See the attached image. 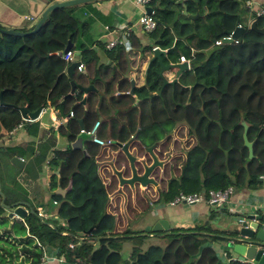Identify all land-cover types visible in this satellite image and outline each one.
<instances>
[{"label": "trees", "instance_id": "16d2710c", "mask_svg": "<svg viewBox=\"0 0 264 264\" xmlns=\"http://www.w3.org/2000/svg\"><path fill=\"white\" fill-rule=\"evenodd\" d=\"M88 6L90 2L51 11L34 34L0 33V139L18 124H23L30 138L25 144H0V168L6 171L7 166L13 170L7 173L6 183L0 176V190L4 205L25 202L32 210L23 219L8 218L0 204L2 232L18 237L13 241H19L22 251L20 255L11 243L0 242V264H36L43 250L62 258V264H215L217 257L208 243L231 237L234 232L209 229L208 220L191 228H172L161 235L165 240L163 247L134 248L123 261L119 255L120 241L141 236L129 230L113 233L115 218L105 210L107 193L94 158L97 146L86 141L83 143L85 153L70 146L53 150L54 142L39 137L38 123L23 121L18 108L34 111L48 101L62 112L64 102L69 99L64 98L69 80L92 85L102 92V98L108 96L109 104H120L119 107L124 108L120 116L125 123L120 128H116L109 113L103 121L104 126L110 124L108 137L114 146L131 136L130 146H136L139 151L155 142L165 146L174 125L180 122L192 133L195 143L185 151L179 174L168 178L165 188L158 192L157 201L166 203L179 192L227 187L255 189L262 185L257 178L264 176V39L247 28L249 10L243 0H150L148 6L156 24L145 32L150 43L141 50L151 53L153 46L165 50L161 56L164 65L176 64L179 56H184L189 60L190 69L183 71L178 81L196 83V88L188 102L187 90L176 83L166 84L159 93L135 102L129 94H124L130 85L126 76L112 69L106 80L101 78L100 70L106 72L108 65L97 63L94 51L87 48L88 43L83 39L89 22L81 19L79 10ZM182 15L190 20V25L182 26L183 33L188 28L183 38H175L172 28ZM190 16H194L193 19ZM253 19L252 16L250 20ZM255 22L257 27L264 26V17L256 18ZM231 24L233 28L240 25L243 32L231 43L217 44L224 32L233 30L229 29ZM0 28L7 29L1 25ZM67 42L72 45L71 51H79L78 59L84 69L83 72L74 70L72 76L65 77L61 83L60 70L66 62L57 55L49 56L48 69L53 65L49 76L42 62L47 51H61ZM200 50H208L206 57H198L196 52ZM124 53L118 44L106 49L107 57L114 60L117 67ZM151 65H155L157 74L158 63L152 61ZM55 75L58 76L55 78ZM115 89L120 92L116 99ZM79 107V104L72 105L73 117L68 122L71 133L64 135L68 141H73L78 133L76 109ZM240 119L248 124L246 136L252 141L251 159L247 158V150L242 145ZM12 156L25 161L30 158L38 168L48 159L52 173L47 188L50 203L56 204L55 217L37 215L27 190L15 179L20 170L10 164ZM68 183L71 186L64 195L54 193L57 186L64 189ZM259 215L264 217V212ZM62 231L66 234H61ZM150 234L159 236V233ZM232 264L247 263L233 261Z\"/></svg>", "mask_w": 264, "mask_h": 264}, {"label": "crops", "instance_id": "0c3cea01", "mask_svg": "<svg viewBox=\"0 0 264 264\" xmlns=\"http://www.w3.org/2000/svg\"><path fill=\"white\" fill-rule=\"evenodd\" d=\"M53 1L56 0H52L50 2L49 0H0V25L2 27H6L7 29H14L19 27H27V28L32 27L39 18V15L43 11V9ZM257 1L260 4H264V0H257ZM89 2H90V6L84 8L81 7V9L79 10L80 13L79 15L81 19H87L89 22L88 32L86 35H84L83 38L85 42L88 43L87 48L94 51V54L97 59V63L99 65L100 64L108 65V69L106 72L100 70L101 78L106 80L111 74L112 69H114V72L116 74H119L120 76L123 75L126 76L127 79L130 81V85L127 88V90L124 92V94H129L135 100V102L147 97L150 94L159 93L163 87V80L172 81L175 77L176 69L171 68L164 70L162 72V77L159 78L157 76L158 74H156L155 65H151L152 61H150L153 55V50L151 53H149L147 50H141L143 45H145L146 43H150V41L145 35V32L142 31L140 25L137 23V20L139 16L142 14L143 9L135 5V3L132 0H94ZM189 25H190V20L183 15L180 16L178 23H176L172 28V33L174 37L183 38V36L187 33L188 28L184 29V33L181 30V28L182 26L189 27ZM124 26H128L131 28L132 33L130 36L131 37L130 48L124 49L120 45L125 53L123 59L120 60V62L118 63L119 66L117 67L115 66L116 62L107 57L106 54L107 48H105L104 45L110 39H118L119 33ZM233 27L234 25L231 24L229 29L232 30L234 29ZM38 40L40 41L39 38ZM29 42L35 43L34 40H30ZM154 47L156 46H153L152 49ZM162 51L163 54L161 56L165 54V50ZM59 52L60 51H47L45 53V57L42 63L46 68V72L48 76L50 75L51 68L53 67L52 65L50 69H48L50 66L49 56L51 55L56 56L57 53ZM196 53L198 57L202 59V57L204 56L206 57L208 50H200ZM154 61H156L157 63V60ZM68 64L69 63L66 64L63 63L60 70L61 72L59 71L62 74L61 83H63L67 78L65 69ZM159 68L160 67L158 64L157 73L159 71ZM189 69L190 68H188L187 70ZM179 75L176 78V81L178 80ZM57 76L58 75H55L54 77L56 78ZM81 86H89V85L83 84ZM115 92L118 91L116 89L114 90L113 92L114 99H116L120 94V92H118L117 94H115ZM102 95H103L102 92L97 91L95 87L94 90H89L86 94H83L82 92L75 90L74 93L69 96V99L64 102L62 109L63 113L61 111L59 112L57 108L51 106L50 103L47 101L46 105L44 107H41L42 110L40 111L38 117L33 121H27V122L38 123L39 137H42L44 139L45 138L51 139L54 142V146L52 148L53 150L63 149L66 146H70V142H71L68 141V139L64 136L66 133L67 134L71 133V129L68 127V122L69 119L73 117V113L71 117H68V114L69 112H72V105L79 104L80 107L76 109L78 112V115L76 117L77 122L78 119H81L83 125L82 127L85 128L88 127L93 121L99 119L100 121L99 120L98 121L100 122V124H99L98 134L100 135V133H102V130L105 129L103 132L105 133V135L107 134L106 137H108L110 124L107 123L105 126L103 124V121H106L105 119H107V113H109V116L115 122L116 128L118 129L120 128V125H123L125 123V119L120 116L121 114L124 113V108H120L119 107L120 104H109V102L106 101L108 99V96L102 98ZM87 96H88V104H89L88 106L86 104ZM86 109H87V115H85ZM66 111L68 112L66 113ZM45 116L47 118L46 121L45 119H43ZM20 125H21L20 127L15 126L17 130L14 133L8 134L9 133L8 132L4 137H2L0 139V144L11 146L16 144H23V143L25 144L28 140H30V138L26 135V133L23 130V124ZM79 129L80 128L78 126V130ZM74 131H76V129ZM112 147H114L116 150L118 149L116 145L114 146L112 144L109 145L107 148H99V146H97L98 149L95 154L96 157L100 155L101 153L100 149L107 151ZM135 147H132L129 144L128 146L129 152L131 148H135ZM114 156L115 155H113V157ZM136 158L140 159L141 157L136 156ZM47 160H45L44 164H42L41 166L42 169H44V171H41V168H38L33 163V161L30 160V158H28L26 161L22 159L23 166L22 168H18L20 172L17 173L15 179L21 185H23V187H25V189L27 190L28 197L32 199V202L35 201V205L32 204L33 207H35L37 211H40L45 216L51 217L55 212L53 207H55L56 204H53L52 201L51 203L52 206L50 210L47 209L48 207L45 205L46 203L45 200H47L48 195H50V192L47 188L49 182L48 176H50V174L52 173V170H50L48 166ZM113 161L114 159L112 161H109V163H107L106 165H104L106 170L109 171L111 170L109 168H110V164H113ZM95 162L97 164V158H95ZM1 170H2L1 173L2 178L4 179L5 182L8 171L7 170L4 171V169ZM47 172L49 174H47ZM97 172L100 177L101 183L103 184V187L107 193V203L105 206V210L108 214L113 215L115 218L113 233L121 234L126 230L133 232V228L136 225L134 223L135 217L142 210V206L140 204L144 202L145 205L142 204L143 208L146 206L154 205L155 211L151 212L150 221L148 223H145L142 227V231H145V233L143 234L138 233V235L141 236L140 238L135 236L131 238L126 237L120 241L121 246L119 250V255L120 253L122 254L123 252L127 253L126 258L123 259V261L128 259L132 249L135 248L138 250H144L149 245H153V244H146L145 239L142 236L146 235V233H147L146 236L148 237L154 236V235H149L150 233H152L150 231V227L158 218L167 220L168 222L167 231H169L172 228H191L195 225L203 224V222L206 220H208L207 225L208 227H210L209 229L227 231V224L229 222L234 223V220L236 218L232 215L233 212L240 211L243 212L242 214L245 216L247 214H251V215L256 214V216H260L259 215L260 212H264V186L262 187V185L264 184H262L261 186L255 189H246V188L234 189L231 198L236 203L235 209L233 210L232 209L233 206H228V204H226L223 205L222 210L213 209V211H211L208 215L204 214V210H203L205 208L204 205L201 204L189 205L190 209L189 211L186 212L184 207H180V208H175L176 206L169 207L165 205L163 202L160 201L155 202V199L157 197L151 198L146 196L145 193L142 194V192L141 194H139L140 196L137 198L135 197L136 195L134 193L128 195L127 203H129V208H130L128 210L126 208V202H125L126 194L122 191L124 186L123 185L119 186L116 180V186H114L115 189H113L112 192L107 191V185L109 184V182H106L105 179L101 178L98 167H97ZM54 173L57 175V171ZM128 188L131 187L128 186ZM137 188L139 189V191L142 190L144 191L145 189L139 186H137ZM166 208H170L172 210L169 211L168 209L166 210ZM226 209L229 211V214L226 213L227 211ZM181 216H186L187 218L186 221L179 220V217ZM260 217H261L260 220L261 225H263L264 227V217L262 216ZM0 229L2 230L1 227ZM167 231L159 232V237H162L161 236L162 233ZM25 236H28V234L26 233ZM158 240L161 243V245L158 246L163 247L165 241H162L160 238ZM228 241H229L228 237H225L222 238L221 241L219 240L208 243V246L213 249L215 254L220 251L232 252L231 249H229L226 245ZM127 242H130V245H128ZM47 255L49 257L45 264L62 263L59 262V259H56V256L52 255L51 253L48 252ZM235 261H239V260H235ZM239 262L248 263L247 260H243Z\"/></svg>", "mask_w": 264, "mask_h": 264}, {"label": "water", "instance_id": "95a60500", "mask_svg": "<svg viewBox=\"0 0 264 264\" xmlns=\"http://www.w3.org/2000/svg\"><path fill=\"white\" fill-rule=\"evenodd\" d=\"M89 1L94 0H56L47 5L43 11L40 13L39 18L34 23L32 28L28 31H14L13 29H3L0 28V33L4 34H11L16 36H27L30 34H34L37 32V30L40 28L44 20L47 18L49 13L55 9L63 8L66 6L76 5L80 3H85ZM146 12H150V8H145ZM183 14H185V11H182ZM194 16H190V19H193ZM247 28L259 35H261L264 39V26L257 27L255 20H251L247 26ZM243 32V28L241 26H236L232 31H226L224 32V36L221 38V43H231L237 39V37ZM214 42V41H213ZM72 45L70 42H67L63 53L70 50ZM163 54V51L156 48L153 50V55L150 59V61L157 60V63L159 64V71H158V77H162V72L166 69L174 68L175 71V77L172 81H166L163 80V86L166 84H173V82L176 81V78L178 75L187 70V65L185 62L176 63V64H169L164 65L161 62L160 56ZM79 52L73 51V59L72 61L67 65L65 72L66 76L70 78L72 76V73L75 69V66L79 62ZM69 92L65 94V98L69 97L74 93L75 90L82 92L83 94H86L89 90H94V87L89 86H81L77 83H75L72 79L69 80ZM193 89V86L189 88V94L187 97L186 102L189 101L191 91ZM0 103H1V93H0ZM83 103V101H82ZM42 110L41 107L35 109L34 111H28L25 107H19L18 111L20 114V117L23 121H33L35 120L40 111ZM241 113V112H239ZM78 126L79 128H82V120L78 119ZM239 124L242 126L243 131L241 134L242 138V145L247 150V157L248 159H251L253 157L252 152V141H249L246 136L248 124L245 123L242 119L239 120ZM133 138L130 137L127 141L124 143H118L116 142V147L122 152L124 157L127 160L128 163V169H129V176L125 177L123 176L122 172L120 170H117L113 167V164H110V169L112 174L116 177L117 183L119 186L122 185H128L130 187L134 186L135 184L139 187L145 188L148 184H155L153 179L150 177L152 169L155 167V164L157 163V160L155 156L152 153H149L150 158L152 162L147 165L142 158L137 159L135 155L131 154L128 150V146ZM89 140V136L85 134H78L74 138L73 141L70 142V148L71 149H78L81 150L83 153H85L83 149V143ZM148 149V148H147ZM9 162L11 165L22 168L23 161L17 156H12L9 159ZM257 180L259 182H262L264 184V176L258 177ZM71 184L68 183L67 186L62 189L59 187H56L54 190V193L64 195L66 191L70 189ZM0 204L4 209L8 210L7 217L12 218L15 216L16 218L23 219L25 215L28 212H32V210L29 208V205L25 202H16L10 205H4L3 200L4 196L0 190ZM27 209H26V208ZM245 220H247V227H244L243 224L237 225V230L234 231L235 236L228 237L227 247L231 249L233 253L236 254V258L239 261L247 260V264H264V227L261 225V217L256 215L247 214L244 215ZM168 230V222L165 219L158 218L150 227V231L152 233H159L161 231H167ZM215 264H220L219 261H217Z\"/></svg>", "mask_w": 264, "mask_h": 264}, {"label": "rangeland", "instance_id": "374dc122", "mask_svg": "<svg viewBox=\"0 0 264 264\" xmlns=\"http://www.w3.org/2000/svg\"><path fill=\"white\" fill-rule=\"evenodd\" d=\"M80 4L82 5V3H80ZM251 15L252 14L250 12L246 13L247 23H249L251 21L250 20L252 18ZM246 25H248V24H246ZM43 119H45V121H46L47 120L46 116ZM97 120H99V119H97ZM104 130L105 129H103L102 133H100V135H99L103 139H105L106 135H107V134L105 135V133L103 132ZM194 143H195V139H194L192 133H190L189 130L187 129L186 125H182V122L176 123L173 127L172 135H171L170 139L168 140L167 144L166 145L164 144L165 146H159L158 147V150L161 151V154H159V157L163 161L162 168L158 172V177L162 176V181H160V184H159L160 186L159 187L158 186H148L144 189V191L143 190L139 191L136 184L134 186H132L131 188H128V186H126V185H123L124 187H123L122 191L126 194L125 195L126 208L128 210L130 209L129 203H127V200H128V195L131 193H134L136 195L135 196L136 198L140 196L139 194H141V192H142V194L145 193L146 196H148V197H151V198L155 197L156 198L158 192L162 191L165 188L166 180L172 176H177L178 169L176 168V166L182 162L181 157H184L185 151L189 147H191ZM133 147H135V146H133ZM158 150H155V152H157ZM100 151H101V153L99 152L100 155L97 157L95 155L96 152L94 153V158H97V165H98L97 167H98L101 178L105 179L106 182H109V184L107 185V191L112 192L113 189H115L114 186H116V177L112 174L111 170L110 171L106 170L104 165H106L107 163H109V161H112L114 159L113 167L117 170H120L122 172L123 176L127 177V176H129L128 163H127L126 158L124 157V155L122 154V152L119 149L116 150L114 147H112V148L108 149L107 151H104L101 149H100ZM130 153L135 155V156L141 157L142 156L141 154H143V151L140 152L137 149V147H135V148L130 149ZM112 154L115 156L113 157ZM5 167H6V169H8L7 170L8 172L12 173L13 170H10L11 168H8L7 166H5ZM41 171H44V169H42V167H41ZM1 173H2V170L0 168V176L2 177ZM47 174H49V173L47 172ZM263 186L264 185H262V187ZM49 196L50 195H48L47 200H45V202H46L45 205L48 207L47 209L50 210L52 205L50 203ZM155 202H157V198L155 199ZM32 203H33V205H35V201ZM142 204L145 205L144 202H142ZM142 204H140L142 206V210L135 217L134 223L136 225L133 228V232H137L139 234L145 233V231H142V227L145 223H148L150 221L151 212L155 211L154 205L146 206L143 208ZM180 207H184L186 212L189 211V209H190L189 205H184V204L177 205L175 208H180ZM167 209L169 211L172 210L170 208H166V210ZM213 209L214 208L207 207L206 211H204V214L208 215L211 211H213ZM232 209L234 210L235 206ZM192 210H193V208H192ZM4 212H5V216H7L6 212H8V211H6V209H5ZM226 213L229 214V211L227 210ZM242 213L243 212L235 211V212H233L232 215L237 218V217L242 216L243 215ZM12 218H16V217L13 216ZM236 218L234 220V223L229 222L227 224V231H233V232L236 231L235 230V229H237ZM186 219H187L186 216L179 217V220H181V221H183V220L186 221ZM1 231L2 230L0 229V232ZM146 235H147V233H146ZM146 235L142 236L145 239L146 244L161 245L160 241L158 240L159 238L162 241H165V240H163L162 237H159L158 235L149 236V237ZM232 236H235V233H232ZM14 242L16 244H13L15 246L13 248L20 255H22L21 246L19 245V241L15 240ZM12 243H13V239H12ZM127 243H128V245H130V242H127ZM126 256H127L126 252H123L122 254L120 253V258L122 260L125 259Z\"/></svg>", "mask_w": 264, "mask_h": 264}, {"label": "built area", "instance_id": "2783aa9c", "mask_svg": "<svg viewBox=\"0 0 264 264\" xmlns=\"http://www.w3.org/2000/svg\"><path fill=\"white\" fill-rule=\"evenodd\" d=\"M135 5L141 7L142 14L139 16L137 23L140 25L141 29L143 32H149L155 27V19L153 18V12L152 9L148 6V3L150 0H132ZM244 6L249 10V12L252 14L254 17V20L256 18L264 17V4H260L257 0H243ZM149 7L151 10L150 12H146L144 10L145 8ZM240 26V25H237ZM131 28L128 26H124L123 29L119 33V38L118 39H110L107 41L105 44V48L110 49L114 47L115 45H121L124 49L130 48V36H131ZM217 44L221 43V40H218L216 42ZM156 49L154 47L152 50ZM57 56L63 60L66 63H70L73 59V51L68 50L65 53L63 51H60L57 53ZM185 62L187 65V68H190L189 65V60L186 59L184 56L180 55L179 56V63ZM84 66L78 62V64L75 66V69L77 72H83ZM118 92H115L117 94ZM72 116V112H69L68 117ZM65 120V118H64ZM30 121V120H27ZM99 124L100 122L98 120L93 121L88 127L80 128L78 130V134H85L89 136V142L93 143L99 148H107L109 145L112 144V140L109 137H106L105 139L101 138L98 134V129H99ZM21 125L19 124L17 127H20ZM17 130L16 127L11 129L8 134H12ZM234 189L232 187H227L225 189H220V190H207V191H199V192H191V193H182L179 192L177 193L171 200L167 201L164 203L165 205L169 207L177 206V205H196V204H201L204 205V211H206L207 207H211L214 209H222L223 205L228 204V206H235V201L232 200V195ZM55 204V202H53ZM227 206V207H228ZM37 215L40 218H47L43 213L40 211H37ZM55 217V214H53ZM256 215V214H254ZM60 223L64 224V220L60 219ZM236 223L237 225L243 224L244 227H247V220H245L244 215L237 217L236 218ZM61 234L65 235L66 232L62 231ZM152 235V234H149ZM18 239V237H15L13 235H6L2 231L0 232V242L4 243L9 242L12 245L16 244L14 241L12 243V239ZM38 245V243H37ZM13 247H15L13 245ZM68 247H72V244H68ZM48 254V253H47ZM46 254V251L43 250L42 254L39 258V261L36 264H45L46 261L48 260V255ZM217 261L220 262V264H232L233 261L237 260L236 255L233 254L232 252L229 251H220L216 253ZM59 259V262H62V258H57ZM75 262H78L77 259H75ZM62 264V263H61Z\"/></svg>", "mask_w": 264, "mask_h": 264}, {"label": "flooded vegetation", "instance_id": "af4514ba", "mask_svg": "<svg viewBox=\"0 0 264 264\" xmlns=\"http://www.w3.org/2000/svg\"><path fill=\"white\" fill-rule=\"evenodd\" d=\"M173 83H176L179 85L180 88H185L187 90V97H188V94H189V88L191 86H193V89L191 91V94H190V97L192 95V93L194 92L195 88H196V83H189V84H181L178 80L173 82ZM187 97H186V100H187ZM190 99V98H189ZM132 137V136H131ZM176 138V137H175ZM133 140V139H132ZM131 140V141H132ZM131 143V142H130ZM158 147H159V143L158 142H155V143H152L151 145L149 146H144L142 147L141 151H143V154H141V158L143 159V161L149 165L152 160L150 158V155L149 153H152L156 160H157V163L155 164V167L152 169L151 171V174H150V177L153 179V181L155 182V184H148L146 187L148 186H160V181H162V176L161 177H158V172L159 170L162 168V165H163V161L160 159L159 157V154H161V151L158 150ZM148 148V149H147ZM155 150H158L157 152H155ZM140 151V152H141ZM181 157V156H180ZM185 158V153H184V157H181V160L183 161V159ZM147 159V160H146ZM176 168L178 169V173L177 175L179 174L180 172V169H181V163L178 164L176 166ZM145 187V188H146Z\"/></svg>", "mask_w": 264, "mask_h": 264}, {"label": "clouds", "instance_id": "9594fccd", "mask_svg": "<svg viewBox=\"0 0 264 264\" xmlns=\"http://www.w3.org/2000/svg\"><path fill=\"white\" fill-rule=\"evenodd\" d=\"M254 20V19H253ZM249 24V23H248Z\"/></svg>", "mask_w": 264, "mask_h": 264}]
</instances>
